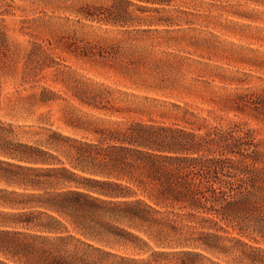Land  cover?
<instances>
[{
    "label": "rangeland",
    "instance_id": "374dc122",
    "mask_svg": "<svg viewBox=\"0 0 264 264\" xmlns=\"http://www.w3.org/2000/svg\"><path fill=\"white\" fill-rule=\"evenodd\" d=\"M263 92L264 0H0V161L8 144L47 148L51 132L96 142L130 121L239 124L264 154V115L233 103ZM226 230L203 254L238 264Z\"/></svg>",
    "mask_w": 264,
    "mask_h": 264
},
{
    "label": "trees",
    "instance_id": "16d2710c",
    "mask_svg": "<svg viewBox=\"0 0 264 264\" xmlns=\"http://www.w3.org/2000/svg\"><path fill=\"white\" fill-rule=\"evenodd\" d=\"M234 100L264 115V92ZM199 130L130 121L96 142L51 132L47 148L8 144L0 264H218L203 253L227 228L238 264H264L242 240L264 244V154L239 124Z\"/></svg>",
    "mask_w": 264,
    "mask_h": 264
}]
</instances>
